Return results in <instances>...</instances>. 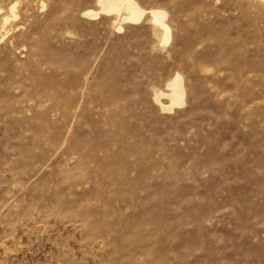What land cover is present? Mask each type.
Segmentation results:
<instances>
[{
	"label": "rangeland",
	"instance_id": "rangeland-1",
	"mask_svg": "<svg viewBox=\"0 0 264 264\" xmlns=\"http://www.w3.org/2000/svg\"><path fill=\"white\" fill-rule=\"evenodd\" d=\"M135 1L0 0V264H264V4Z\"/></svg>",
	"mask_w": 264,
	"mask_h": 264
},
{
	"label": "bare ground",
	"instance_id": "bare-ground-1",
	"mask_svg": "<svg viewBox=\"0 0 264 264\" xmlns=\"http://www.w3.org/2000/svg\"><path fill=\"white\" fill-rule=\"evenodd\" d=\"M99 7L98 11H86L85 16L97 18L99 15L115 17L113 24L118 31L122 30L123 24L135 25L148 17L154 26V29L160 33L159 39L162 44H167L170 39V27L166 23L167 13L160 9L144 10L135 0H96ZM264 4V0H254ZM13 10V8H12ZM159 36V35H158ZM166 90L157 92L154 96V102L159 106L162 112H172L174 109L182 108L185 105V87L182 77L176 74L166 85ZM165 98L166 103L161 102Z\"/></svg>",
	"mask_w": 264,
	"mask_h": 264
}]
</instances>
